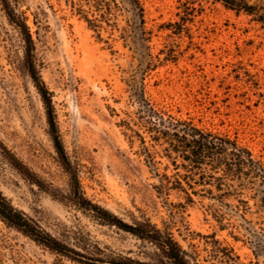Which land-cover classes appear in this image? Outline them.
<instances>
[{
  "label": "rangeland",
  "instance_id": "1",
  "mask_svg": "<svg viewBox=\"0 0 264 264\" xmlns=\"http://www.w3.org/2000/svg\"><path fill=\"white\" fill-rule=\"evenodd\" d=\"M10 1L32 36L70 162L69 169L54 148L23 36L0 0V142L34 177L0 153V190L13 205L85 259L157 263L152 246L78 207L76 174L93 204L128 225L149 220L168 231L193 264H264L254 254L264 240L254 192L219 191L214 179L204 184L175 170L153 140L142 99L165 117L236 138L264 160V26L213 0H143L150 67L124 40L123 13L102 18L86 0L82 14L71 4L78 0ZM245 1L264 8V0ZM0 264L82 263L0 221Z\"/></svg>",
  "mask_w": 264,
  "mask_h": 264
},
{
  "label": "trees",
  "instance_id": "2",
  "mask_svg": "<svg viewBox=\"0 0 264 264\" xmlns=\"http://www.w3.org/2000/svg\"><path fill=\"white\" fill-rule=\"evenodd\" d=\"M78 1L79 3L71 1V4L82 14L84 10L81 8V0ZM213 1L221 3L231 10L254 16L255 20L264 26V8L258 10L256 6L249 5L245 0ZM1 2L10 22L20 30L23 36L26 70L45 106L49 133L54 148L63 164L70 169V162L57 126L51 94L36 69L34 62L35 47L27 23L12 7L10 0H1ZM86 2L90 9L93 12H99L102 18L113 16L116 13L125 14L127 25L122 29V36L125 41L130 42L140 52L141 59L149 60L151 67L154 60L150 48L152 33L147 27L143 0H86ZM87 22L90 23L91 21L87 19ZM142 99L143 105L148 108H143L144 111L150 113L153 120L150 127L153 140L157 145L163 147L165 156L170 160L175 170H182L189 177L199 175L204 184H211L207 183L208 178L214 179L218 181L216 189L219 191L223 189L224 185L228 187L227 190L229 191L234 188L236 192H238L237 190L249 189L254 192L255 198L259 199L261 208L264 210V160L261 157H255L253 152L236 138L233 139L229 135L200 128L192 120L165 117L150 107L149 103L144 100V95H142ZM0 153L12 167L33 180L34 177L27 167L1 142ZM71 191L74 201L80 209L93 213L100 221L125 230L152 246L157 258L155 264H193L188 253L168 231L159 229L149 220L128 225L110 211L93 204L80 190L76 174ZM188 203H193L190 196ZM0 221L37 243L56 248L73 261L93 264L82 260L81 257L83 256L79 253L58 246V243L51 239L33 219L17 209L1 190ZM254 254L256 257H264V240L254 247Z\"/></svg>",
  "mask_w": 264,
  "mask_h": 264
},
{
  "label": "water",
  "instance_id": "3",
  "mask_svg": "<svg viewBox=\"0 0 264 264\" xmlns=\"http://www.w3.org/2000/svg\"><path fill=\"white\" fill-rule=\"evenodd\" d=\"M81 259L86 261V262L93 263V264H106L104 262L94 261V260H91V259H85L83 257H81Z\"/></svg>",
  "mask_w": 264,
  "mask_h": 264
}]
</instances>
